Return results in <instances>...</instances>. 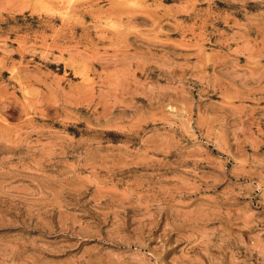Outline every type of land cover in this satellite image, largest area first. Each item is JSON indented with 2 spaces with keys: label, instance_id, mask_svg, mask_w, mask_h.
<instances>
[{
  "label": "rangeland",
  "instance_id": "obj_1",
  "mask_svg": "<svg viewBox=\"0 0 264 264\" xmlns=\"http://www.w3.org/2000/svg\"><path fill=\"white\" fill-rule=\"evenodd\" d=\"M0 264H264V0H0Z\"/></svg>",
  "mask_w": 264,
  "mask_h": 264
}]
</instances>
